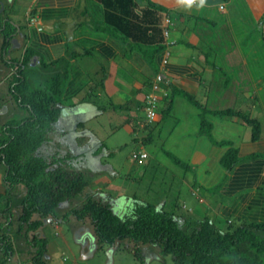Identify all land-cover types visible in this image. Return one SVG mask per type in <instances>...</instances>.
I'll use <instances>...</instances> for the list:
<instances>
[{"label": "crops", "instance_id": "obj_1", "mask_svg": "<svg viewBox=\"0 0 264 264\" xmlns=\"http://www.w3.org/2000/svg\"><path fill=\"white\" fill-rule=\"evenodd\" d=\"M24 3V8H18ZM3 11L8 12L3 19L16 27L10 51L21 49L19 59L25 50L32 51L31 66L37 69L41 63L64 60L61 110L68 117L58 128L57 140L77 130L79 116L86 121L98 115L99 102H88V97L102 99V105L109 106L102 117L118 109L115 117L121 120L123 131L130 129L126 124L143 125L136 113L144 111L145 98L153 85L158 86L161 111L173 115L179 130L173 147L195 139L193 148L175 151L196 170L197 195L205 192V198L198 199L201 210L208 202L215 215L234 217L240 226L264 223V90L259 93L264 89V0H0V16ZM167 18L169 37L157 33L152 41L151 34L155 28L163 29ZM2 44L1 36L0 49ZM12 56L11 52L10 57L2 55L8 61ZM5 92L3 97L10 95ZM10 102L0 105L1 116L8 113ZM204 110L213 117L233 110L256 120L257 139L252 140L250 125L228 115H221L226 123L218 118L211 121V127L223 132H202ZM11 115L0 122V129ZM164 118L158 113V124ZM71 135L72 143L82 140L81 145L77 143L80 148L101 145V139L88 129ZM107 146L103 140L102 157L110 152ZM231 148L237 149L240 160L227 170L221 161ZM6 186L0 162V195ZM216 188L218 200L209 195ZM9 261L16 262L14 258Z\"/></svg>", "mask_w": 264, "mask_h": 264}, {"label": "trees", "instance_id": "obj_2", "mask_svg": "<svg viewBox=\"0 0 264 264\" xmlns=\"http://www.w3.org/2000/svg\"><path fill=\"white\" fill-rule=\"evenodd\" d=\"M155 31L151 34L152 41H156L157 33L164 37L162 27L155 28ZM0 33L4 52L10 48L11 40L16 36V27L9 21L0 20ZM31 52L25 50L21 59H11L12 65H9L12 68L15 64L17 66L10 75L13 79L8 86V93L12 95L18 110L27 115L8 120L0 129V162L3 163L4 184L7 185L4 194L9 197L4 199L5 205H2L3 209L0 208V214L10 213L9 206H12L13 201L9 191L12 188L19 184L26 189L21 203V225L18 232L24 224L27 231L41 226L39 221L30 220L32 215L59 218L56 209L60 204L79 196L88 185V178L83 172L66 168L58 159L47 162L38 155L45 148L44 144L48 145L46 141L53 140V135V138L49 135L61 113L65 83L64 75L61 74L64 64L61 63L64 60L52 64L41 63L37 71L36 67L31 66ZM4 61L9 64L8 60ZM34 78L38 81L35 82ZM187 97L193 105L200 107L194 98ZM209 113L204 110L202 118ZM215 114L239 117L252 127V140L257 139L259 123L256 120H250L246 115L233 110ZM237 153V149L231 148L224 156L222 161H227L224 165L227 170L239 163ZM174 160L180 162L176 158ZM209 195L212 198L213 194ZM70 214L77 218H90L102 246L123 240L136 246L159 245L163 255L173 256L175 264H264V223L244 224L236 229L222 230L205 217L194 223L187 220L184 227L179 223L173 208L167 211L149 203H137L135 206L130 205L126 213L119 216L109 204L91 200H87L80 210L71 209ZM0 243V264H13L9 261V252L12 251L10 236H0ZM30 244L36 248L32 263L47 264L44 259L47 241L33 237Z\"/></svg>", "mask_w": 264, "mask_h": 264}, {"label": "rangeland", "instance_id": "obj_3", "mask_svg": "<svg viewBox=\"0 0 264 264\" xmlns=\"http://www.w3.org/2000/svg\"><path fill=\"white\" fill-rule=\"evenodd\" d=\"M26 5L27 4L24 3V5L17 7L24 8ZM7 15L8 12L5 11L4 13H1L0 18L5 21V19L3 18L7 17ZM1 36L2 35L0 33V37ZM10 52L13 54L12 59L19 60L21 49H14L10 51V48H8V50L4 51V53H6L9 57ZM2 55L3 51L2 49H0V86L4 85V87H0V105L4 104V102H7V104H9L8 99L12 100L13 105L12 102H10L11 107L7 109L8 113L4 116L0 115V122L6 119L5 116H9L11 114L12 118H23L27 115L26 112L25 115H23L20 110V113H18V108L15 106L14 100L11 98L12 95H6L5 97H3V93L6 94L5 91H8L6 89L13 79L12 77H10L9 73L13 70L14 67H10V63L7 64L3 60L4 58L2 57ZM37 71H39V69H37ZM34 80L35 82L38 81L36 78H34ZM262 90L264 89H261L259 93H261ZM262 96L264 98V91ZM87 100L88 102L90 100H92L91 102L95 103L96 101L99 102V104L96 103L99 111L98 115H94L93 117L89 118V116L91 115L88 114L87 117L89 119H87L86 121L81 120L82 118L79 116L77 120L79 123L82 122L83 124L78 123L77 130H74V132H67L65 137H62V139H60L59 136V139L57 140V138H53L52 135L54 137H57V128L61 127L63 120L68 117V114L64 113L61 110V116H59L58 120L54 123V130H52L50 133V136L51 138H53V140H47L46 142L48 143V145L44 144L45 148H42L39 153V155L43 159H48L50 158V156L53 159L57 158L59 162L66 166V168H71L72 170L81 169L88 175L86 176L88 178L89 188H87L82 194L68 202V208L67 206H63V209H66L61 210L63 211V214H66V212L70 211V209L73 208L81 209L82 204L85 203L88 199H93L94 201H102V198L107 197V199H103L102 202L107 203L109 198V200L111 201L110 203L118 207L116 208V210H118L117 213L120 215H122V212L126 211L125 209L127 207H130V205L135 206V204L137 203H149L154 205L157 209H165L168 211L173 208L178 216L179 223L184 227L186 226L184 222L187 220L194 223L201 221L205 217L208 218L212 223H214L216 227L222 230H227L228 228L235 229L239 226L238 220L234 217L224 218L215 215L216 213L212 210V206L211 204H208V202H205V205H203L206 209L201 210L202 204L198 202V199L199 197L205 198V192L201 190L200 195H197L200 188L196 182V170L193 166L187 168L188 162L181 159L179 157V153L175 151L177 150V148H193V143L195 140L192 137L193 130H189V134L192 138H189L190 141L187 142L186 145H181L182 147L179 145L177 147H173V141L177 139L179 130L177 131V128L175 129L176 125L173 119V115H166L161 111V102L157 105V112L159 113L160 117L161 115L162 117H165L162 122H160L159 124L158 122H154L152 124L145 125L146 113L145 111L139 110L138 115L136 113L137 120L141 122L144 127L139 128V123H135L133 126L124 123L127 127L130 126L128 132H125L121 128L123 126V124H121V120L119 119L117 121V118L115 117V114H119L118 109H116L115 112L109 111L110 113H105L102 117V112H104V110L106 109L108 110L109 106L106 104L102 105V99L99 100L96 97H88ZM132 112L129 113L130 116ZM219 115L220 114H217V117H213L210 114L205 118L201 117L202 121L200 130L211 135H213L212 133L215 134L216 129L219 130L220 133L223 132V130L221 131V129L216 126L210 129V127L214 125L211 124L213 118L221 119L222 121H224V123H226L227 118H222V116ZM208 124H210V126H208ZM132 127H135V131L132 129ZM86 129L95 133L101 139V144L103 140L108 144L107 147L110 152L107 156L102 158L103 163H111L114 167V170L118 171L119 174L125 175L123 179H121L120 177L114 178L113 181L116 184H109L107 181L105 182L106 185L102 184V172L99 170H94L91 167L96 163L94 159H91V157H93L91 149L93 148L94 150V147H89L87 151L84 150L83 154L79 156L80 158H75L73 156H57V149H55L56 146H53L55 143H57L56 141H59V143L67 142L66 148L71 152L73 149H80V146L78 144L81 145L82 140L76 141V139H74V144H70V140L68 141L65 139H72V133H74L75 136V134H77V131L83 132L86 131ZM238 131L242 133V127H239ZM84 133L86 134V132ZM87 133L91 134L88 131ZM63 134L65 133L61 132V135ZM149 134H152V136H150V139H147V143L141 145L140 143H142L143 140H146L142 139V136L145 135L144 137L147 138ZM212 137L215 138L214 136ZM87 141H93V139ZM209 142L213 143V140ZM95 146L98 147L99 145ZM206 148L207 147L204 146V149ZM211 148L216 147L213 146ZM141 151H145L148 153V159L145 161H134L131 158L132 153ZM101 153L102 149L100 150V154ZM175 158L180 162H175ZM67 159L69 160L67 161ZM61 160H63L64 162H62ZM221 162L223 166L227 164V161ZM2 164L3 163H1V166H3ZM215 180L216 179H214V182ZM117 183H119V185H117ZM23 188V185L18 184L17 186H15V188H12V190L9 191V193L11 192L10 198L12 199L15 206V209L12 212L15 214L14 217L17 216V209L18 207L22 206L21 203H23L22 201L25 198L24 196L26 194V189L23 191ZM203 188L205 189V187ZM218 189L219 188H216L215 192L212 193V199L213 197L216 200H218V198H221L218 196ZM102 190H104V193H102ZM7 197L8 195L5 196V194L0 196V208L2 207V205H5L4 199H6ZM198 209L201 212H199ZM58 213L60 219L59 224L56 225V232L58 234H61V236L55 235V231L53 229H50L48 231L47 224L42 227L43 229L39 233V236L46 235L48 244L51 245L52 243L51 246L55 247L53 249L50 246V249H46L47 254L44 255V259L47 261V264H175V262L173 261V256L163 255L160 251L161 249L159 245H140V250H138V253H140L141 255L140 259L139 257L135 256L136 252L134 251V244L127 240L120 241L119 247L114 248V253H112V257L110 258L107 254V250L103 249L105 246L102 245V249H94L89 252L87 247H82V245L80 244L81 242H79L80 239L78 241V238H75L76 233L79 230L80 231L78 233L80 234L81 232L86 233V230H88L89 228L92 229V226H89V221H82V223H80L81 229L75 231L74 226H72L73 220L66 215L62 217L61 212ZM85 248L86 250L84 251ZM28 251H30V249H28L26 245L21 244L18 247V252L15 253L12 258H14L16 262L20 261L21 264H33L32 253H34L35 251L32 250L31 253H28ZM48 251L53 252V254L50 255Z\"/></svg>", "mask_w": 264, "mask_h": 264}, {"label": "clouds", "instance_id": "obj_4", "mask_svg": "<svg viewBox=\"0 0 264 264\" xmlns=\"http://www.w3.org/2000/svg\"><path fill=\"white\" fill-rule=\"evenodd\" d=\"M166 20H168V23H166ZM165 20V23H164V26H163V35H164V37L167 39L168 37H169V31H170V25H171V21H170V19L169 18H167ZM164 31H168V34H167V36L164 34ZM15 38V36L13 37V39ZM12 39V40H13ZM12 40H11V43H12ZM4 53V52H3ZM17 65L15 64L14 65V67H16ZM15 68H13V70H14ZM153 92H151L150 94H148L147 95V97L145 98V103H144V108H143V110L145 111V113H146V123H145V125H149V124H152V123H154V122H157V116H158V112H157V105L159 104V102H160V99H158V96H157V94H156V91H158V86H155V85H153V90H152ZM149 95H154L155 96V98H156V104H155V112H156V117H155V119L153 120V121H149L148 120V118H147V98H148V96ZM61 114V113H60ZM60 116V115H59ZM59 118V117H58ZM140 128H143L144 127V125H141V126H139ZM57 131H58V128H57ZM50 136V135H49ZM54 137V136H53ZM54 138H56V137H54ZM142 139H145V138H142ZM65 140H70L69 142H70V144H73L72 143V139L71 138H66ZM145 143H147L146 142V140H143L142 141V143L141 144H145ZM66 144H67V142L66 143H62V142H60V143H58V144H54V146H56L55 147V149H57L56 150V153H57V156H63V157H65L66 155H68V156H73V157H75V158H80L79 156L80 155H82L83 154V152H84V150L85 151H87V149L89 148V147H83V148H80V149H73L72 150V152L71 151H69V150H67V148H66ZM90 147H96L95 145H92V146H90ZM97 148V150L95 151V153L93 154V148L91 149V153H92V155H93V157H91V159H94L95 161H96V163L95 164H93L91 167L94 169V170H99V171H101L102 173H101V176H102V184H104V185H106L105 184V182L103 181V177H107V179H108V181H109V184L110 183H114V181H113V179L114 178H118V177H120L121 179H123L124 177H125V175L124 174H119L118 173V171H116V170H114V167L112 166V164L110 163V164H108V163H103V160H102V158L103 157H105V156H103L102 157V153L100 154V150L102 149V144L100 145V146H98V147H96ZM39 155V154H38ZM40 156V155H39ZM41 157V156H40ZM148 157H149V155H148V153L147 152H145V151H141V152H134V153H132V155H131V158L134 160V161H145V160H147L148 159ZM54 160L53 158H51V156H50V158H48V159H44V160H46L47 162H50V160ZM55 159H57V158H55ZM77 171H81V172H83L85 175H87V173L85 172V171H82L81 169H78ZM88 176V175H87ZM114 184H116V183H114ZM117 185H119V183H117ZM121 186V185H120ZM7 187V186H6ZM87 188H89V183H88V185L86 186V188H84L81 192H80V194H82ZM7 190V189H6ZM23 191H24V189H23ZM5 193V192H4ZM3 193V194H4ZM102 193H104V190H102ZM3 194H1L0 196H2ZM23 196V195H22ZM73 199V198H72ZM71 199V200H72ZM103 199H107V197L106 198H102V201H103ZM71 200H69V201H66V202H64V203H62V204H60V206L56 209V212H63V211H61V210H66V209H63L64 207L63 206H67V208H68V202H70ZM88 200H91V201H94L93 199H88ZM101 200L99 201H95V202H97V203H103V204H109L110 206H111V208H112V210L117 214V215H119V216H121L120 214H118L117 212H118V210H116V208H118V207H116V206H114L113 204H111L110 202V200H109V198H108V201H107V203H105V202H102ZM84 204V203H83ZM83 204H82V206H83ZM82 206H81V208H82ZM9 208H10V213H7V212H5L4 214H2V215H4V216H2L1 214H0V236H2V235H4V234H6V235H9L10 236V239H11V244H12V251L11 252H9V255L10 256H12V255H14L15 253H17L18 252V247H19V245H21V244H24V245H26L27 246V248L28 249H30V251H28V253H31V251L33 250V251H36V248L34 247V246H31V244H30V242H31V239L33 238V237H36V239L38 240V239H45L46 241H47V246H46V249H50V246L52 245V243H51V245H49L48 244V240H47V236L46 235H41V236H39V233H40V231L43 229L42 227L43 226H45L46 224L48 225V231L50 230V229H53L54 231H55V235H58V236H61V234H58L57 232H56V225L57 224H59V219H60V216H58L59 218H56L55 216H49V217H46V218H41L40 216H38V215H32V217H31V221L33 222V221H39L40 223H41V226L39 227V228H37V229H35V230H32V231H27V226L24 224L23 225V227H22V230L20 231V232H18V228H19V226L21 225V223L19 222V217H20V215L22 214L21 213V210H22V208H21V206L20 207H18V213L16 214L17 216H15L14 217V213H12L13 211H14V209H15V206H14V203H12V206H9ZM128 208V207H127ZM127 208L125 209V210H127ZM73 209H77L78 210V208H73ZM71 210V209H70ZM80 210V209H79ZM126 213V211H124V212H122V215H124ZM9 215V218L8 219H6V217ZM64 215H66L67 217H70L72 220H73V225L72 226H74V230L75 231H77V230H79V229H81V225H80V223H82V221H84V220H88L89 221V226H92V229H88V230H86V233H76V237L75 238H78V241H79V239H80V241L79 242H81L80 244L82 245V247H87L88 248V250H89V252L90 251H92V250H94V249H102V247H101V245H102V243H100L99 242V240H98V238H97V236H96V234H95V228H94V224H92V222H91V220H90V218H88V217H84V218H77L76 216H74V215H72V214H70V211H68V212H66V214H63L62 213V217L64 216ZM64 220H66V219H64ZM76 222H77V224H76ZM61 226V225H60ZM240 226V225H239ZM236 229V228H235ZM60 230H61V228H60ZM79 234V235H78ZM82 234V235H81ZM81 235V236H80ZM21 237V238H20ZM17 238H20V239H17ZM17 239V240H16ZM130 242V241H129ZM54 243V242H53ZM75 243H77V242H75ZM119 243H120V241L119 242H117V243H114L113 245H105V247L103 248L104 250H107V254L108 253H110V256H109V258L110 257H112V253H114L113 251H114V248H116V247H119ZM132 243V242H131ZM132 244H134V243H132ZM0 246H1V243H0ZM135 246V249H134V251L136 252V250L138 249V250H140V245H138V246H136V245H134ZM52 247V246H51ZM53 249L55 248V247H52ZM83 250V249H82ZM86 250V248L84 249V251ZM35 253V252H34ZM34 253H32V254H34ZM48 253L50 254V255H52L53 254V252H49L48 251ZM136 253H138V252H136ZM2 254V252H1V250H0V255ZM47 254V251H46V253H45V255ZM135 256H139L140 258H141V255H140V253H138V255H135ZM11 263H13V264H21L20 262H11ZM143 263H144V261H143Z\"/></svg>", "mask_w": 264, "mask_h": 264}, {"label": "built area", "instance_id": "obj_5", "mask_svg": "<svg viewBox=\"0 0 264 264\" xmlns=\"http://www.w3.org/2000/svg\"><path fill=\"white\" fill-rule=\"evenodd\" d=\"M166 23H168V20H166ZM164 34L167 36L168 31H164ZM155 104H156V98L154 95H149L147 98V118L149 121H153L156 117L155 112Z\"/></svg>", "mask_w": 264, "mask_h": 264}, {"label": "flooded vegetation", "instance_id": "obj_6", "mask_svg": "<svg viewBox=\"0 0 264 264\" xmlns=\"http://www.w3.org/2000/svg\"><path fill=\"white\" fill-rule=\"evenodd\" d=\"M12 256H13V255H12ZM12 256H10V260H11Z\"/></svg>", "mask_w": 264, "mask_h": 264}, {"label": "water", "instance_id": "obj_7", "mask_svg": "<svg viewBox=\"0 0 264 264\" xmlns=\"http://www.w3.org/2000/svg\"><path fill=\"white\" fill-rule=\"evenodd\" d=\"M108 255L110 256V253H108Z\"/></svg>", "mask_w": 264, "mask_h": 264}]
</instances>
